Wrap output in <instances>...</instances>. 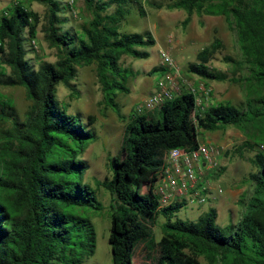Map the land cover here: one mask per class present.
Returning a JSON list of instances; mask_svg holds the SVG:
<instances>
[{
	"label": "trees",
	"instance_id": "trees-1",
	"mask_svg": "<svg viewBox=\"0 0 264 264\" xmlns=\"http://www.w3.org/2000/svg\"><path fill=\"white\" fill-rule=\"evenodd\" d=\"M48 7L46 40L57 50L56 63L35 69L27 58L37 39L39 16L18 2L0 17V86L26 90L32 107L20 122L14 104L0 94V115L11 131L0 143V264H85L95 254L93 224L83 218L84 208L100 210L96 195L75 181L88 168L81 156L95 135L80 117L60 106L56 89L72 87L78 68L94 65L107 104L116 106L117 94L129 93L136 73L122 64L125 56L148 59L146 50L156 45L152 33L122 31L123 22L137 8V0H85L91 20L75 31L65 28L72 11L64 0H33ZM156 10H184L190 23L196 13L223 16L236 33L242 60L234 62L248 71L243 78L229 77L210 66L223 48L219 38L201 50L186 73L206 82L242 85L247 92L244 107L220 103L198 108L190 92L175 96L153 115H134L127 124L121 154L110 160L113 172L102 186L112 196L109 244L113 264H133L143 245L150 264H264V151L255 154L257 171L250 178L254 192L237 225H216L217 210L197 222L177 218L185 203L160 208L155 194L156 175L165 167L168 151L199 147V136L227 127L257 133V141L237 151L264 146V0H161L150 1ZM27 45V48H26ZM256 89L261 93L252 98ZM158 114V115H156ZM89 124L95 122L88 117ZM160 218L162 238L156 241L153 227ZM201 258L206 263L200 261Z\"/></svg>",
	"mask_w": 264,
	"mask_h": 264
},
{
	"label": "rangeland",
	"instance_id": "rangeland-1",
	"mask_svg": "<svg viewBox=\"0 0 264 264\" xmlns=\"http://www.w3.org/2000/svg\"><path fill=\"white\" fill-rule=\"evenodd\" d=\"M64 1L68 3V0ZM137 1L146 11V17H140L136 7L131 9V15L123 22L122 31L138 34L149 31L155 38L156 45L146 49L150 54L148 59L123 57V66L136 73V76L128 83L129 93L117 94L114 99L116 106L107 104L103 98L94 65L78 68L77 77L71 82V88L60 84L56 89V99L60 106L69 115L80 117L87 130L95 135L87 143L86 150L80 157L81 160L87 162L88 168L85 173L75 178L76 182L94 191L101 205L100 210L84 208L80 212L83 218L91 221L96 233L95 254L85 264H113L109 237L112 214L116 210V205L114 196L102 186V183L113 176L109 163L121 154L127 124L134 115L147 116L145 110L139 111V109L144 100L155 91L158 81L170 74L177 83L172 90L174 97L190 91V86L197 91L200 87L210 90L208 97L197 93L200 111L220 103H230L241 108L245 106L248 98L242 85L229 81L206 82L186 73L188 64L196 61L197 54L209 46L215 38H219L223 43V48L216 54L210 66L227 73L229 77L243 78L248 75L246 69H236L237 66L234 65V62L242 60V55L236 33L228 27L223 16H204L194 13L190 23L183 26V21L188 16L184 10H156L150 7V1L160 2L161 0ZM18 2L23 3L29 11L36 13L40 18L37 39L28 48L30 53L27 58L30 59L35 69H38L42 63H56L57 50L52 48L46 40L45 28L48 16L46 5L33 0H0V17L6 8ZM67 17L69 22L65 28L75 31L80 30L92 18L85 0H75L72 11ZM161 51L168 53L174 59L180 70L179 77L168 66L163 65ZM227 59H232L234 62L228 63ZM260 93L261 90L256 89L251 97H257ZM262 93L264 94V91ZM0 94L14 104L17 116L20 122H23L33 105L28 99L26 90L21 87L0 86ZM153 114L154 112L151 113ZM129 115L131 117H128ZM89 116L95 117L94 123L89 124ZM1 117L0 115V143L8 136L12 127L9 121ZM255 137L257 133L254 130L249 128L246 131L236 127L206 132L199 136L201 143L214 145L220 153L217 170L208 175L206 179L211 180L213 189L221 187L224 193L212 198L209 204L202 208L196 204L184 206L176 214L177 218L197 222L200 216L213 207L217 210L216 225L220 228L237 225L241 221L245 206L254 192V184L250 176L257 171V168L252 160L261 148L255 147L254 151L244 149L242 153H239L237 149L244 143L257 141ZM163 223L164 219L160 218L153 227L157 242L162 238ZM200 261L206 263L204 258ZM133 264H150L143 245L137 248Z\"/></svg>",
	"mask_w": 264,
	"mask_h": 264
},
{
	"label": "built area",
	"instance_id": "built-area-1",
	"mask_svg": "<svg viewBox=\"0 0 264 264\" xmlns=\"http://www.w3.org/2000/svg\"><path fill=\"white\" fill-rule=\"evenodd\" d=\"M68 3L73 6L75 0H68ZM160 55L163 65L168 66L179 77L180 70L174 59L164 51H161ZM176 84L170 74L160 79L155 91L144 100L139 111L145 110L147 114H151L166 102L171 101L174 98L172 90L177 86ZM188 92L196 96L200 93L206 97L211 93L210 90L202 87L197 91L192 86ZM261 150L264 151V146H261ZM219 154L214 145L201 142L193 151L179 148L168 151L164 158L165 167L156 175L155 194L160 208L176 203H185V206L196 204L202 208L209 204L212 198L221 196L224 193L223 189L221 187L213 189L211 180L206 179L217 170Z\"/></svg>",
	"mask_w": 264,
	"mask_h": 264
},
{
	"label": "crops",
	"instance_id": "crops-1",
	"mask_svg": "<svg viewBox=\"0 0 264 264\" xmlns=\"http://www.w3.org/2000/svg\"><path fill=\"white\" fill-rule=\"evenodd\" d=\"M151 115V114H150ZM128 117H131V115H129Z\"/></svg>",
	"mask_w": 264,
	"mask_h": 264
}]
</instances>
